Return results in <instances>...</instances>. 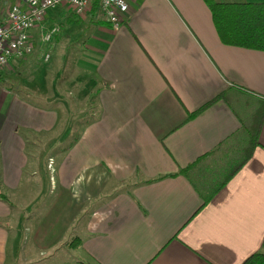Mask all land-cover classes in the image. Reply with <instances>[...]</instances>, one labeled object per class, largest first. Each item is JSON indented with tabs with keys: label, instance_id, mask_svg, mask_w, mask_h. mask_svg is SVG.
<instances>
[{
	"label": "crops",
	"instance_id": "obj_1",
	"mask_svg": "<svg viewBox=\"0 0 264 264\" xmlns=\"http://www.w3.org/2000/svg\"><path fill=\"white\" fill-rule=\"evenodd\" d=\"M130 2L118 29L64 6L48 16L46 26L61 25L52 41L70 26L87 29L85 84L98 110L49 162L28 145L60 128L61 107L0 85V180L10 200L0 199V264L11 262L10 248L34 256L66 247L84 255L79 264H243L263 249L264 51L224 44L204 0ZM29 166L43 172L40 193L61 191L33 219L21 213L32 212L28 195L12 201ZM56 204L89 208L82 232L71 216L48 217ZM28 231L35 243L22 246Z\"/></svg>",
	"mask_w": 264,
	"mask_h": 264
},
{
	"label": "rangeland",
	"instance_id": "obj_2",
	"mask_svg": "<svg viewBox=\"0 0 264 264\" xmlns=\"http://www.w3.org/2000/svg\"><path fill=\"white\" fill-rule=\"evenodd\" d=\"M61 9V6L49 9L48 16L57 15ZM70 27L71 33L69 36L63 30L62 37L58 36L47 43L44 41L36 43L32 55L12 61L8 67L2 70L3 78H0L1 86L8 87L39 105L61 107L63 119L60 128L53 133L31 139L30 145H28V149L34 154V158H41L40 161L43 160L42 162H49V156L65 150L81 133L84 126L98 113L95 106V92L91 91L90 87H86L85 84L89 74L93 71V68L89 66L83 56L85 54L84 45L89 43L87 29L78 25ZM59 39L61 40L59 41ZM38 90L44 93L49 92L51 95L47 98H41L37 95ZM52 91L55 92V95ZM45 158L46 160H44ZM30 168L31 166L25 169L18 192L10 193L13 194L12 201L14 202H17V196H21L25 200L27 195L33 201L32 212L22 210L18 206L14 208V215L10 220V226L14 227L13 241L16 234L15 224L19 217V210H22L21 213H24L25 218L28 219H33L35 216L43 217L42 215L47 212L49 206L53 205V202H56L59 195H61V191H57L55 194L51 193L49 190L50 184L46 186L43 194L40 193L37 186L41 184L43 172L41 171L32 176ZM37 198L40 203L36 202ZM59 207H61L60 204H56L54 208H51L47 213L48 217L56 215L71 216L82 232V221L87 218L89 208L61 207L62 209H60ZM21 239L22 236L20 238L21 244L19 243L22 246L27 245L30 247L31 244L35 243V237L31 231L26 232L23 239ZM15 251L10 248L9 260L11 262L8 264H79L80 260L85 258L79 251L72 252L66 247L50 254L34 256H25L27 250L24 248L18 251L19 254Z\"/></svg>",
	"mask_w": 264,
	"mask_h": 264
},
{
	"label": "built area",
	"instance_id": "obj_3",
	"mask_svg": "<svg viewBox=\"0 0 264 264\" xmlns=\"http://www.w3.org/2000/svg\"><path fill=\"white\" fill-rule=\"evenodd\" d=\"M131 0H0V71L12 61L32 55L36 48V34L50 42L60 32V26H46L48 11L64 6L86 18L98 3L106 21L118 29L123 15L130 10ZM46 26V27H45Z\"/></svg>",
	"mask_w": 264,
	"mask_h": 264
},
{
	"label": "trees",
	"instance_id": "obj_4",
	"mask_svg": "<svg viewBox=\"0 0 264 264\" xmlns=\"http://www.w3.org/2000/svg\"><path fill=\"white\" fill-rule=\"evenodd\" d=\"M204 1L211 10L216 30L224 44L264 51V2ZM98 9L96 3L91 12L93 18L97 17ZM0 74V78H3V71H0ZM260 113V117L264 118V106ZM253 133L256 136V129ZM185 171L186 169H183L180 172ZM0 199L10 203L8 195L2 190L1 180ZM79 244V237L68 243L70 247ZM243 264H264V243L263 249L248 257Z\"/></svg>",
	"mask_w": 264,
	"mask_h": 264
},
{
	"label": "water",
	"instance_id": "obj_5",
	"mask_svg": "<svg viewBox=\"0 0 264 264\" xmlns=\"http://www.w3.org/2000/svg\"><path fill=\"white\" fill-rule=\"evenodd\" d=\"M0 76H1V74H0Z\"/></svg>",
	"mask_w": 264,
	"mask_h": 264
}]
</instances>
